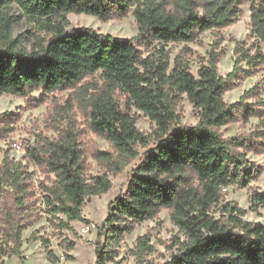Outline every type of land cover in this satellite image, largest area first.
I'll return each instance as SVG.
<instances>
[{"label":"trees","instance_id":"16d2710c","mask_svg":"<svg viewBox=\"0 0 264 264\" xmlns=\"http://www.w3.org/2000/svg\"><path fill=\"white\" fill-rule=\"evenodd\" d=\"M248 1L253 40L236 41L233 67L222 76L221 53L214 47L194 75L187 58L191 49L184 45L171 57L166 44L195 41L204 30L229 25L239 10L224 1L214 6V0H0V95L72 90L54 108L57 135L37 132L24 148L23 158L34 169L7 156L0 163V258L20 252L22 230L42 213L59 232L71 228L70 220L89 224L81 209L85 200L107 192L108 174L123 171L153 137L157 143L143 152L126 191L113 199L98 227L93 264H118L124 235L161 208L169 209L184 235L171 238L168 246L176 252L163 264H264V224L245 220L244 209L222 202L228 187H247L250 209L264 207V192L250 185L262 170L246 157L249 151L264 152V82L256 81L233 102L223 98L264 64V0ZM10 3L32 24L29 50L9 37ZM68 13L101 21L132 13L137 32L121 38L89 27L67 28ZM183 95L197 109L198 121L171 131L180 120ZM134 109L154 122L149 135L136 128ZM251 116L261 119L251 131L224 136L220 130ZM15 119L0 113V136L12 130ZM84 131L104 138L110 149L84 141ZM88 157L100 168L91 177ZM35 170L42 178H31ZM31 237L39 238L36 231ZM61 244L64 257L72 259L74 242L63 237ZM150 250L143 234L132 253L139 262ZM47 253L54 264L57 257Z\"/></svg>","mask_w":264,"mask_h":264},{"label":"rangeland","instance_id":"374dc122","mask_svg":"<svg viewBox=\"0 0 264 264\" xmlns=\"http://www.w3.org/2000/svg\"><path fill=\"white\" fill-rule=\"evenodd\" d=\"M220 1L237 7L239 10L237 18L227 26L207 29L198 34L195 41L187 43L169 42L166 44L170 56L174 57L184 45H187L191 52L187 58L189 60L191 71L197 75V69L201 64H206L208 53L212 49L220 51V57L217 63V71L220 75H226L233 67L236 54L234 47L236 41L250 37V11L248 0H214V6ZM9 13L14 17L13 23L9 30V37L19 38L20 47L29 50L32 43L30 32L33 30L31 22L23 16L15 3L8 6ZM67 28L89 27L102 34H109L113 37L132 38L137 32V25L132 13L123 18H113L101 21L96 16L84 13H68ZM3 47L0 38V48ZM143 49V48H142ZM246 68V66H245ZM264 82V64L256 71L239 80L237 84L227 90L223 98L227 102H233L239 98L244 90H247L256 81ZM72 90L53 91L44 94L41 90H34L26 97H20L12 94L0 95V113L16 115L15 121L11 124L12 130L5 136H0V163L4 156L12 160L20 161L27 165V170L32 171L33 165L28 164L24 157V148L33 142L34 134L41 132L47 135H57L55 130L54 108L59 103H64L65 99L71 96ZM264 95V93H263ZM181 117L179 122L171 126V131L180 125H194L198 121L197 109L189 101L186 95H183L181 101ZM136 113L135 126L143 134L149 135L154 127V122L144 115L142 111L134 109ZM78 121L82 117L78 110L75 111ZM264 120V117H263ZM261 119L257 116H251L246 122L233 121L220 127L224 136H232L240 133L251 131L258 126ZM63 123V120H60ZM82 127V126H81ZM83 140H92L95 145L101 149H110V144L104 138L96 136L93 133L84 131ZM157 143L153 137H150L148 147H139V155L132 160L123 171L108 176L111 180V186L105 193L92 195L85 200L81 209L82 214L89 220V224L81 221L70 220L71 228H63L61 232L49 224L45 213L42 217L27 226L21 232V247L18 254L3 255L0 258V264H50L48 251H51L57 260L54 264H93L95 260V242L98 237V227L101 225L108 213V208L115 197L126 191L130 175L133 169L140 162L144 151L153 147ZM246 157L255 166L261 168L260 176L252 181L250 185L264 192V152L255 153L249 151ZM88 162L92 168L87 173L88 177L97 175L100 168L96 161L88 157ZM35 170L31 175L32 179L42 178ZM249 189L228 187L222 202L231 201L244 209L242 217L245 220L264 224V207L257 211L250 209ZM219 216L218 212H215ZM36 231L39 238H32L31 233ZM147 234V239L151 245V250L143 254L140 261L137 262L135 255L132 253L137 238ZM175 236L180 239L184 238L182 232L173 223L170 218V211L167 208H161L152 218L136 223L130 233L124 235L118 247V264H163L168 261L176 252V246L169 247L171 238ZM63 237L74 242V249L70 252L72 259L64 257V247L61 244ZM47 239V245L42 242ZM102 241V239H101ZM107 264H111L108 262Z\"/></svg>","mask_w":264,"mask_h":264}]
</instances>
